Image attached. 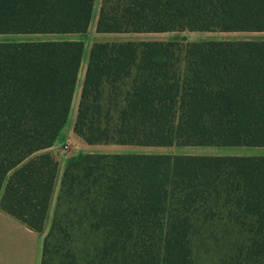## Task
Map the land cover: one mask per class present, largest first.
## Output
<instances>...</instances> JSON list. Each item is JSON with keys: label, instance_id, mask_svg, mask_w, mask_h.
Returning <instances> with one entry per match:
<instances>
[{"label": "trees", "instance_id": "obj_1", "mask_svg": "<svg viewBox=\"0 0 264 264\" xmlns=\"http://www.w3.org/2000/svg\"><path fill=\"white\" fill-rule=\"evenodd\" d=\"M96 0H0V35L86 34ZM98 34L264 32V0H102ZM82 41L0 43V208L44 233ZM89 146L264 147V41L95 42ZM264 264V156L87 154L41 264Z\"/></svg>", "mask_w": 264, "mask_h": 264}, {"label": "crops", "instance_id": "obj_2", "mask_svg": "<svg viewBox=\"0 0 264 264\" xmlns=\"http://www.w3.org/2000/svg\"><path fill=\"white\" fill-rule=\"evenodd\" d=\"M204 34L206 35L205 41H212V42H216V41L261 42V41H264V32H211V33H204ZM73 35H82V34L58 35V36H73ZM69 41H79V40L71 39ZM85 51H86V47H85L84 53ZM89 53H90V50H89ZM89 53H88V56H85L86 58L83 56V61H82V65H81V69L79 73V79L81 78L82 82L84 81V78H85ZM65 129L66 128H64L63 131L60 133L59 137L57 138V141L55 142V145L49 150H47V152L53 155L52 151L64 143L65 136L67 135V134L64 135ZM79 140L82 141L81 139ZM83 143L85 144V142ZM89 147H91V149H99V148H106V147H112V146L97 145V146H89ZM120 147H124V146H120ZM186 148H191V147H186ZM201 148L204 149L202 153L184 154V155L209 156V157H217V156L262 157L264 156V147H201ZM88 154H96V153L91 151ZM97 154H116V153L102 152V153H97ZM122 154H127V153H122ZM80 159L63 160L60 163L58 162L59 168H58V172H57V176L55 180V186H54V190L52 193L47 217L45 220L44 231L47 229L46 227L48 226V224L50 228L51 223L53 221V217H54L53 214L55 212L54 211L55 204L57 201V199L55 198L56 196L55 193L60 191V186H61V181L63 178L64 171L68 167L69 164H71L74 161L80 160ZM45 236H46V233L40 234L36 231L31 230L22 221L9 215L8 213H6L0 208V264H41L42 257H43V245H44Z\"/></svg>", "mask_w": 264, "mask_h": 264}, {"label": "rangeland", "instance_id": "obj_3", "mask_svg": "<svg viewBox=\"0 0 264 264\" xmlns=\"http://www.w3.org/2000/svg\"><path fill=\"white\" fill-rule=\"evenodd\" d=\"M102 0H96L95 6L93 10V17L90 29L86 34L82 35H73V36H58V35H0V43L5 42H28V41H63V40H71L76 39L84 42L86 45V51L84 53V57L88 56L90 47L95 42H112V41H185V42H198L205 41L206 35L204 33H166V34H98L96 32V24L97 18L100 10ZM86 58V57H85ZM86 61V59H85ZM82 80L81 78L78 80L76 95L73 100L71 116H69L68 123L66 125V129L64 131L65 141L61 146L55 148L53 152V156L60 163L63 160H72V159H80L87 155L89 152L97 153H136V154H164V155H184V154H198L204 151L201 147H172V148H139V147H120V146H112L106 148L99 149H91V147L87 146L80 141L76 135L73 133L74 123L76 120V114L78 109V103L80 99V93L82 88ZM74 115V116H73ZM75 136V137H74ZM77 137V138H76ZM77 140V141H75ZM55 198L57 199L59 192L55 193ZM57 204V201H56ZM55 204V210H56ZM54 210V211H55ZM55 213V212H54ZM54 216V214H53ZM52 225V223H51ZM47 229L44 233H48L50 228L49 224L46 227ZM51 264V263H49Z\"/></svg>", "mask_w": 264, "mask_h": 264}]
</instances>
